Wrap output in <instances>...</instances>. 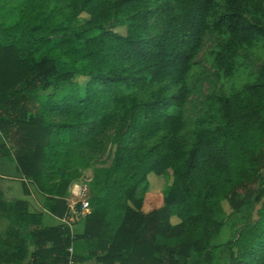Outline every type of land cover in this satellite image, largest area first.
<instances>
[{
    "label": "trees",
    "instance_id": "1",
    "mask_svg": "<svg viewBox=\"0 0 264 264\" xmlns=\"http://www.w3.org/2000/svg\"><path fill=\"white\" fill-rule=\"evenodd\" d=\"M207 33L213 75L233 76L240 52L264 40V0H0V158L45 194L48 212L67 214L84 149H102L116 128L80 233L0 198L28 228L0 237V264H218L225 208L242 218L227 264H264V58L252 80L205 97L186 137L187 78ZM154 179L168 180L169 197L144 212L136 189Z\"/></svg>",
    "mask_w": 264,
    "mask_h": 264
},
{
    "label": "rangeland",
    "instance_id": "2",
    "mask_svg": "<svg viewBox=\"0 0 264 264\" xmlns=\"http://www.w3.org/2000/svg\"><path fill=\"white\" fill-rule=\"evenodd\" d=\"M215 34L207 33L203 38V44L197 55L194 57V64L190 70V74L187 78V83L191 88L190 94L188 95L184 105H183V115L185 119V127L183 129V134L187 137L193 127L194 119L203 111L205 108V97L208 94H220L224 91H229L232 87H237L246 81L253 79L256 70L259 68L261 61L264 58V40L259 41L253 48L249 50H243L240 52L238 62L239 67L233 76L219 77L218 79L213 75V68L211 67V54L210 50L215 44ZM116 128L114 126L107 127L101 138L103 142L102 149H95L90 151L84 149V154L89 156L88 168L83 169L82 173L89 172L93 173L96 168L108 167L113 159L114 151L116 148L115 141ZM3 141L0 134V142ZM88 174V173H87ZM24 180V181H22ZM168 181L167 179L151 180L145 189L143 185H139L136 189V196L141 197L148 203V207L155 208L162 205L165 198H168L169 191L165 190L163 184ZM31 184L32 181L24 179L21 174H19L15 168V163L8 161L5 158H0V198L6 201H13L20 198H24L23 185ZM163 186V187H162ZM92 193L89 191V202L91 200ZM66 200V205L68 212L66 215L61 217L67 222L69 228L74 233L81 230V226L78 224L77 218L81 215L75 217L69 207V200ZM260 203L255 205V210L259 207ZM90 206V205H89ZM226 212L229 209L225 208ZM255 210L252 213L253 217ZM226 212H221L218 214V220H221L224 225L221 229L219 237L216 243L219 245L215 251V257L218 264L228 263V249L225 242L228 240L230 235L236 232L242 223L241 214L228 215ZM79 214V213H78ZM63 221V222H64ZM9 228L18 229L22 235H24L28 228L21 226L14 221L7 218L3 211H0V237L2 239L6 236V230ZM5 247V245H3ZM7 246V245H6ZM9 247L8 249H11ZM35 248L33 242H28V255ZM78 251H84L83 249H78ZM28 256L23 262L28 260ZM87 264H97L95 261ZM76 264V263H75ZM100 264V263H98Z\"/></svg>",
    "mask_w": 264,
    "mask_h": 264
},
{
    "label": "crops",
    "instance_id": "3",
    "mask_svg": "<svg viewBox=\"0 0 264 264\" xmlns=\"http://www.w3.org/2000/svg\"><path fill=\"white\" fill-rule=\"evenodd\" d=\"M87 173L89 174V172H87ZM90 175L93 176V173H90ZM26 186H27V189L29 190V194L24 195L23 196L24 198H20V199L26 200L28 202V211L29 212L40 214V217H41L40 221H41V224L43 227H50V226H54V225H59L61 223H67L66 221H64L60 217L54 216L53 214L48 212L43 207L45 194L40 192L33 182L31 184H27ZM155 208H157V207H155ZM152 209H154V208L148 207V203L145 200H143L142 210L144 212H148ZM78 224L81 226V230L79 232H76V233H80L82 231V225L80 223H78ZM71 232L74 233L72 231V228H71ZM79 252L84 253V251H79ZM90 260L91 259H88L82 263H76V264H87V263L91 262ZM92 260H93V262L95 261L94 259H92ZM25 263L26 262H22L21 264H25ZM3 264H5V263H3Z\"/></svg>",
    "mask_w": 264,
    "mask_h": 264
},
{
    "label": "built area",
    "instance_id": "4",
    "mask_svg": "<svg viewBox=\"0 0 264 264\" xmlns=\"http://www.w3.org/2000/svg\"><path fill=\"white\" fill-rule=\"evenodd\" d=\"M91 175L85 173L76 180H73L67 189V195L65 199L69 200L71 204L69 207L75 217H77L81 212H88L89 210V181L91 180ZM80 204L79 210L76 205ZM79 213V214H78ZM72 251V248H69ZM68 264H73L70 260Z\"/></svg>",
    "mask_w": 264,
    "mask_h": 264
},
{
    "label": "water",
    "instance_id": "5",
    "mask_svg": "<svg viewBox=\"0 0 264 264\" xmlns=\"http://www.w3.org/2000/svg\"><path fill=\"white\" fill-rule=\"evenodd\" d=\"M81 214H79V216H80Z\"/></svg>",
    "mask_w": 264,
    "mask_h": 264
}]
</instances>
